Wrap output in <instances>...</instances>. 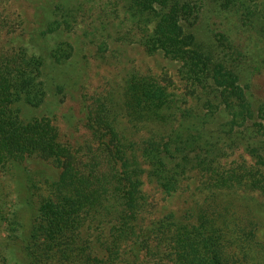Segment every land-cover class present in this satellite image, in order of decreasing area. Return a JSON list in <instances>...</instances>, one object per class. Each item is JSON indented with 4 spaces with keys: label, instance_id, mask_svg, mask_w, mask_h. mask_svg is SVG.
Segmentation results:
<instances>
[{
    "label": "trees",
    "instance_id": "1",
    "mask_svg": "<svg viewBox=\"0 0 264 264\" xmlns=\"http://www.w3.org/2000/svg\"><path fill=\"white\" fill-rule=\"evenodd\" d=\"M87 1L100 9L83 29L88 42L98 41V60L109 63L110 52L118 58L135 44L177 67L172 75L126 64L92 94L82 86L89 133L74 145L50 117L22 115L44 103L47 71L62 76L73 66V44L57 42L48 55L25 44L7 48L16 28L0 0V264H251L255 250L264 253V166L226 168L219 159L226 139L212 134L198 108L228 101L231 124L243 126L231 142H241L245 128L249 139L258 136L244 89L233 80L231 91L221 88L224 66L211 65L208 43L197 36L202 13L216 8H207L211 0H58L42 39L75 31ZM110 39L119 46L111 49ZM37 158L53 161L57 178L30 173L41 190L36 206L12 202L17 182L6 165L28 175ZM146 183L163 200L176 195L183 208L160 214Z\"/></svg>",
    "mask_w": 264,
    "mask_h": 264
},
{
    "label": "rangeland",
    "instance_id": "2",
    "mask_svg": "<svg viewBox=\"0 0 264 264\" xmlns=\"http://www.w3.org/2000/svg\"><path fill=\"white\" fill-rule=\"evenodd\" d=\"M4 2L16 28L14 34L5 38L7 40H5L7 48L25 44L29 45L30 51L48 55L50 49L57 42L71 41L74 46V56L71 60L73 66H68L67 73H63L62 76L55 74L60 69L52 71V73L47 71L44 103L38 108L29 106L26 108L25 113L22 114L25 118L31 116L50 117L58 126L61 137L69 139L74 145L87 139L89 133L86 128V111L80 97V94L82 95V86L84 88L87 87L90 94H92L96 89L103 87V82L106 79L113 78L116 72L122 69L123 65L126 67L127 65H132L138 69L150 70L155 73L167 70L172 75L176 70L177 66L175 63L160 55H147L141 47L135 44L127 46L124 50L122 48V54L118 58H113L112 52H110L108 58H112L109 63L98 60L95 55L98 41L95 43L88 42L90 37L85 38L83 29L92 20L100 19V9L97 5L94 8L90 7L91 3H88V1L85 2L86 9L83 13L81 12L79 27L75 31L66 33L63 30H59L45 35L44 39L41 37V32L45 30L46 23L51 17L53 4L58 2V0H4ZM217 4L220 5L218 6ZM211 7L216 9L202 13V26L200 31L197 32V36L205 39L204 42L206 43L204 44L207 45L208 43L207 46L212 54L211 60H213L211 65L217 66L218 62H221L224 66L225 85L223 84L221 88H227L229 86L228 83L234 81V83L236 82L244 89L245 105L250 104L255 114L258 115V121H260H252V123L257 124L258 136L254 139H249V135L245 133L247 131L245 128V134L241 133L237 136L241 142H231L235 140L234 138L238 134L237 130H242L243 126L237 127L235 123L231 124L233 115L231 116L228 113L229 109L225 108V104H228V101L221 106L213 104L210 107L201 104L198 108H201L204 113L206 112L208 128L212 134L218 139H226L223 155L219 157L226 168L241 165L263 167L264 0H218V2L217 0H211V2H207V8L211 9ZM110 41L111 49L119 46L116 41L112 39ZM47 59L49 60V58ZM72 68H74L73 71ZM72 75L73 77H71ZM69 76L72 78L70 82ZM61 83H64L65 87L59 90L57 85ZM227 89L231 91L230 88ZM235 95L233 93L228 94L230 100L235 98ZM193 104H195L194 101ZM19 106L21 105L18 104ZM202 115L204 114L202 113ZM252 147H256V149L251 150ZM28 165V175L25 173V167L20 169L13 164H7L6 168L8 166V169L14 173V179L17 182L14 192L10 195L12 202L21 198L22 201L26 200L33 208L37 203L33 198L34 193L38 194L41 190L34 188L33 184L29 182V176L35 173L38 177H46L50 183L55 181L60 168L53 161L42 158H37ZM42 186H44L45 194H49L50 186L44 184ZM145 188L149 193L155 195L154 202L158 203V212L160 214L168 209L179 211L184 206L182 200L176 195L163 200L161 194L158 191L156 192L151 184L146 183ZM240 201L238 200V202ZM68 206L65 205V207ZM8 211H13V209L10 208ZM25 216V220L29 221L31 215L27 214ZM260 220L264 224V213H260ZM260 234L258 238L264 241V226H262ZM263 256V251L258 248L255 250L254 256L252 255L250 263H259L264 258Z\"/></svg>",
    "mask_w": 264,
    "mask_h": 264
}]
</instances>
